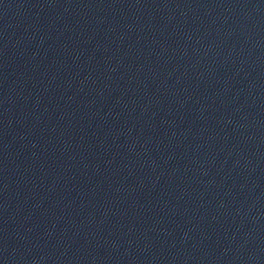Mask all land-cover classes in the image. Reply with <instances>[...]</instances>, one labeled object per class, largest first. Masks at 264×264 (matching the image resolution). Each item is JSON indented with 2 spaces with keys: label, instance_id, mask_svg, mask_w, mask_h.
<instances>
[{
  "label": "water",
  "instance_id": "obj_1",
  "mask_svg": "<svg viewBox=\"0 0 264 264\" xmlns=\"http://www.w3.org/2000/svg\"><path fill=\"white\" fill-rule=\"evenodd\" d=\"M0 264H264V0H0Z\"/></svg>",
  "mask_w": 264,
  "mask_h": 264
}]
</instances>
